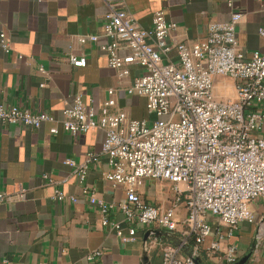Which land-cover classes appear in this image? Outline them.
I'll list each match as a JSON object with an SVG mask.
<instances>
[{
  "label": "crops",
  "instance_id": "0c3cea01",
  "mask_svg": "<svg viewBox=\"0 0 264 264\" xmlns=\"http://www.w3.org/2000/svg\"><path fill=\"white\" fill-rule=\"evenodd\" d=\"M110 5L130 13L143 28H151L154 12L161 10L177 26L166 41L173 38L187 44L203 39L211 22L226 21L236 11L241 13L236 25L238 47L246 56L264 52V38L258 34L264 26V0H0V33L8 44L7 49L0 44V103L44 111L55 120L38 128L0 125V193L4 194L0 200V264H161L163 243L179 246L183 256L194 252L204 264H225L220 256L234 245L237 259L251 250L246 264H264L261 200L250 203L253 219L239 222L231 236L215 216L207 214L213 231L197 248L193 236L185 234L182 206L176 208L175 230L136 224L134 239L122 241L113 226L118 222L126 232L128 224L121 210L113 207L102 213L89 203L91 195L105 203H118L125 198L126 188L105 178L110 167L100 152L104 130L71 134L59 122L63 111L75 95L98 110L112 87L116 104L111 111L123 110L138 119L146 112L144 97L124 92L139 69L132 67L129 76L117 78L99 49L106 41L102 27ZM86 34L98 35L97 41L79 42L78 37ZM69 54L83 55L85 66H73ZM162 60L177 62L175 49ZM214 89L219 96L234 97L231 79L216 78ZM52 127L57 131L51 132ZM88 153L96 159L85 163ZM65 159L76 165L85 163L82 179ZM169 184L145 179L138 189L146 201L165 208L173 197ZM57 193L62 194L61 200L55 198ZM103 218L109 223L103 224ZM149 228L164 233L144 241ZM213 242L219 250L211 255ZM95 251L101 254L89 259L88 254Z\"/></svg>",
  "mask_w": 264,
  "mask_h": 264
},
{
  "label": "built area",
  "instance_id": "2783aa9c",
  "mask_svg": "<svg viewBox=\"0 0 264 264\" xmlns=\"http://www.w3.org/2000/svg\"><path fill=\"white\" fill-rule=\"evenodd\" d=\"M240 18L241 13L232 11L228 20L211 22L203 39L187 44L173 38L166 41L177 26L167 21L161 10L154 12L151 28L141 27L130 13L111 5L105 13L102 36L106 41L99 49L117 78L129 76L132 67L139 69L124 92L144 97L153 119L111 111L116 90L110 87L98 110L75 95L59 122L71 134L104 130L100 152L110 167L105 178L114 185L123 184L125 198L105 203L91 195L88 200L102 213L113 207L121 210L128 224L126 232L118 222L113 226L122 241L134 239L136 224L175 230V207L183 203L184 231L193 236L197 248L213 231L207 214L215 216L231 236L239 222L253 219L250 203H264V52L246 56L238 47L236 25ZM258 34L264 38V26L258 28ZM97 39L95 34L78 37L81 43ZM0 44L8 48L3 32ZM172 48L177 62H163L162 56ZM67 59L76 67L86 64L83 55L69 54ZM218 77L233 81V98L215 91ZM53 121L47 112L0 103V125L38 128ZM95 159L88 153L85 163ZM64 163L74 167L76 177H84L85 163L76 165L71 159ZM145 179L172 183L169 206L161 208L141 196L138 188ZM3 197L0 193V200ZM55 198L63 196L57 193ZM102 223L109 220L103 218ZM218 250V243H211L209 253ZM100 254L95 251L87 257ZM160 258L161 264H194L171 243L160 246ZM220 258L225 264L233 263L237 259L235 246H228Z\"/></svg>",
  "mask_w": 264,
  "mask_h": 264
},
{
  "label": "water",
  "instance_id": "95a60500",
  "mask_svg": "<svg viewBox=\"0 0 264 264\" xmlns=\"http://www.w3.org/2000/svg\"><path fill=\"white\" fill-rule=\"evenodd\" d=\"M164 233L163 230L161 229H157V228H149L147 229L145 232H144V241L147 240V237H149L150 235H153L155 234L156 236H161L162 237V234ZM172 244V243H171ZM175 245V244H173ZM177 246V245H175ZM251 253L252 251L249 250L246 254H244L243 256H241L240 258L236 259L233 263L231 264H246L249 257L251 256ZM187 256L189 258H191V260L193 261L194 264H204V262L201 260V258L199 256H197L194 252H190L187 254ZM143 262H146L147 261V257H143L142 258Z\"/></svg>",
  "mask_w": 264,
  "mask_h": 264
},
{
  "label": "rangeland",
  "instance_id": "374dc122",
  "mask_svg": "<svg viewBox=\"0 0 264 264\" xmlns=\"http://www.w3.org/2000/svg\"><path fill=\"white\" fill-rule=\"evenodd\" d=\"M146 112H144V114H143V116H141V117H143V119L145 118L146 120H149V121H151L152 119H153V115L151 114V113H149L148 111H147V109L145 110ZM165 181V180H164ZM168 182V181H167ZM170 183V182H169ZM171 184V186H170V188H172L173 186H172V183H170ZM169 184V185H170ZM171 191L172 192H174L173 191V188L171 189ZM172 196H173V193H172ZM179 206H182L183 207V203H179L176 207H175V213H176V208L177 207H179ZM176 217V216H175Z\"/></svg>",
  "mask_w": 264,
  "mask_h": 264
}]
</instances>
